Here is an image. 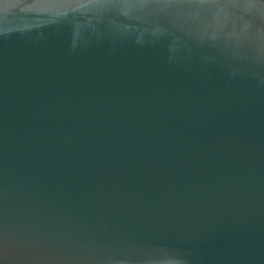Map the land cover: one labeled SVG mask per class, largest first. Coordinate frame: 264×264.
<instances>
[{"label": "water", "instance_id": "95a60500", "mask_svg": "<svg viewBox=\"0 0 264 264\" xmlns=\"http://www.w3.org/2000/svg\"><path fill=\"white\" fill-rule=\"evenodd\" d=\"M0 264H264V0H0Z\"/></svg>", "mask_w": 264, "mask_h": 264}]
</instances>
